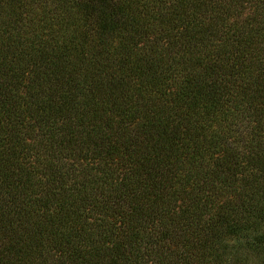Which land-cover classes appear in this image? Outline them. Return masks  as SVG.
Returning <instances> with one entry per match:
<instances>
[{"label": "trees", "instance_id": "16d2710c", "mask_svg": "<svg viewBox=\"0 0 264 264\" xmlns=\"http://www.w3.org/2000/svg\"><path fill=\"white\" fill-rule=\"evenodd\" d=\"M0 264H264V0H0Z\"/></svg>", "mask_w": 264, "mask_h": 264}]
</instances>
